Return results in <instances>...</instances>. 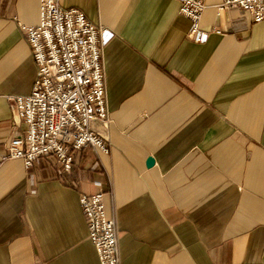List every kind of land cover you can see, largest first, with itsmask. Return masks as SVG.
<instances>
[{
	"label": "crops",
	"instance_id": "obj_1",
	"mask_svg": "<svg viewBox=\"0 0 264 264\" xmlns=\"http://www.w3.org/2000/svg\"><path fill=\"white\" fill-rule=\"evenodd\" d=\"M202 1L193 43L176 0H57L105 30L108 118L91 125L108 152L81 148L65 171L6 155L39 2L0 0V264H99L80 208L97 192L120 264H264V20Z\"/></svg>",
	"mask_w": 264,
	"mask_h": 264
},
{
	"label": "built area",
	"instance_id": "obj_2",
	"mask_svg": "<svg viewBox=\"0 0 264 264\" xmlns=\"http://www.w3.org/2000/svg\"><path fill=\"white\" fill-rule=\"evenodd\" d=\"M176 1L178 13L190 22L187 39L203 42L207 33L199 21L205 4ZM38 2V23L21 26L35 64V79L29 94L9 98L24 130L7 143L6 155L21 159L26 167L40 157H52L67 171L72 154L81 148L108 152L91 125L93 120L108 118L101 60L105 30L77 8H62L57 0ZM228 8L248 14L252 22L264 20V0H221L217 5V10ZM80 208L99 264H120L117 228L106 213L104 193L82 194Z\"/></svg>",
	"mask_w": 264,
	"mask_h": 264
},
{
	"label": "water",
	"instance_id": "obj_3",
	"mask_svg": "<svg viewBox=\"0 0 264 264\" xmlns=\"http://www.w3.org/2000/svg\"><path fill=\"white\" fill-rule=\"evenodd\" d=\"M153 162H154L153 158H152V157H148V158L146 159V166H147V167L152 166V165H153Z\"/></svg>",
	"mask_w": 264,
	"mask_h": 264
}]
</instances>
